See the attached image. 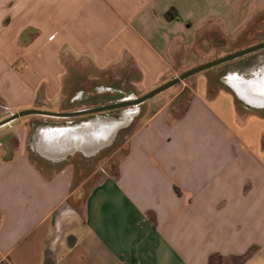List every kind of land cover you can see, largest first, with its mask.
<instances>
[{
    "label": "crops",
    "instance_id": "crops-1",
    "mask_svg": "<svg viewBox=\"0 0 264 264\" xmlns=\"http://www.w3.org/2000/svg\"><path fill=\"white\" fill-rule=\"evenodd\" d=\"M263 42L264 0H0V122L118 102L175 78L194 52ZM255 56L247 76L232 75L250 101L200 77L180 114L159 101L116 175L85 196L76 158L111 147L112 119L1 127L0 264H264V53ZM91 127L89 155L78 134Z\"/></svg>",
    "mask_w": 264,
    "mask_h": 264
},
{
    "label": "rangeland",
    "instance_id": "rangeland-1",
    "mask_svg": "<svg viewBox=\"0 0 264 264\" xmlns=\"http://www.w3.org/2000/svg\"><path fill=\"white\" fill-rule=\"evenodd\" d=\"M205 49L197 51L196 53L195 52L192 53L189 67L181 69L175 77L181 75L182 73L192 68H195L197 66L209 63L216 59H220L232 53L237 52V51L234 52L213 51L210 49L207 50ZM261 53H264V50L248 55L244 58L235 60L233 62L224 64L222 66L213 68L211 70L202 72L200 74H197L179 83L178 85L170 88L169 90L163 92L162 94L154 97L153 99L147 101L146 103H144L143 105L139 106L138 108L132 111L128 109V110L110 111L96 115H88L94 117L106 116L112 120L122 121V126L118 128L111 147L101 150V152H99L95 157L89 159H85L83 156L76 158L78 161L77 167H80L79 168L80 173L81 175H84L83 178H87L89 176L86 179L87 185L82 191V196H85V194H87L85 193L87 192V188H90L94 184L99 183V181L102 178L106 177L107 175H112V176L116 175L118 162L121 160V158L127 152L128 149L127 142L129 139V135L160 107L161 103H159V101H165V102L173 101V110L175 111V109H177V112H175V114L178 115L180 114L181 111L184 110L185 105L187 104L192 94V90L194 88L197 79H199L200 77H207L210 82L220 81L222 84H225L228 88H231L230 80L232 75L240 73L243 74L244 76H247L249 68H253V64H254L253 61L256 59L255 55H259ZM173 78L174 77H172L170 80H172ZM160 86L162 85H159V87ZM157 88L144 92H135L136 94L134 96L140 98ZM126 92H127L126 95L132 94L130 93L131 90H128ZM123 95H125V93H123ZM115 102L117 101H113V103ZM66 120L69 119H58L60 123ZM0 131H2V129ZM8 140L11 142L10 145H12V143H14L15 141V139L11 136H9ZM91 172L94 175L92 177L88 175Z\"/></svg>",
    "mask_w": 264,
    "mask_h": 264
},
{
    "label": "water",
    "instance_id": "water-1",
    "mask_svg": "<svg viewBox=\"0 0 264 264\" xmlns=\"http://www.w3.org/2000/svg\"><path fill=\"white\" fill-rule=\"evenodd\" d=\"M264 50V42L254 45L252 47H249L247 49L241 50V51H237L235 53H232L228 56H225L223 58L220 59H216L214 61H211L209 63L197 66L195 68H192L184 73H182L181 75L173 78L172 80L168 81L167 83H164L162 86L158 87L157 89L151 91L150 93L137 98L135 96H131L125 99H122L118 102L115 103H111L108 105H103V106H98V107H93V108H89V109H84V110H80V111H73V112H67V113H55V112H48V111H43V110H24L21 111L19 113H16L12 116H10L9 118L3 120L0 122V128L10 124L11 122L18 120L20 118L23 117H27V116H42V117H48V118H54V119H73V118H77V117H82V116H88V115H96V114H100V113H105V112H110V111H117V110H134L136 108H138L139 106L143 105L144 103H146L147 101L153 99L154 97L162 94L163 92L169 90L170 88L178 85L179 83L197 75L200 74L202 72L211 70L213 68L222 66L224 64L233 62L235 60L244 58L248 55L257 53ZM244 76V75H242ZM231 89H233L238 95L239 97H241L245 102L250 101L248 99V83L247 81H245L244 83L241 81L236 82L235 79H233L231 77ZM112 126H117L115 128V132H114V137L112 138V140L109 143H112L114 141L116 132L118 130V128L120 126H122V121H118V120H112Z\"/></svg>",
    "mask_w": 264,
    "mask_h": 264
},
{
    "label": "bare ground",
    "instance_id": "bare-ground-1",
    "mask_svg": "<svg viewBox=\"0 0 264 264\" xmlns=\"http://www.w3.org/2000/svg\"><path fill=\"white\" fill-rule=\"evenodd\" d=\"M92 129V127L91 128H88V130H86V131H83V132H80V134H78V136H80V138H81V141L82 142H84V143H86L87 142V144H85V145H83V148L86 150V152L89 154V155H92L93 153H94V145L93 144H90V137H89V135H92V134H94L93 133V131H90ZM90 131V132H89ZM107 131V130H106ZM46 135V134H45ZM75 136V135H74ZM73 136V137H74ZM78 136H75L73 139H76ZM112 133H108V137H107V141L108 140H111L112 139ZM51 136H49L48 138H47V140H51V138H50ZM106 142V141H105ZM104 142V143H105ZM71 143H72V138L71 137H67V138H64L63 139V142H62V147H63V150L65 149V152L64 153H66L67 151H69V149H70V147H69V145H71ZM107 143V142H106ZM56 144V143H55ZM57 145V144H56ZM43 151H45V150H43ZM49 152H50V150H49ZM51 153V152H50Z\"/></svg>",
    "mask_w": 264,
    "mask_h": 264
},
{
    "label": "trees",
    "instance_id": "trees-1",
    "mask_svg": "<svg viewBox=\"0 0 264 264\" xmlns=\"http://www.w3.org/2000/svg\"><path fill=\"white\" fill-rule=\"evenodd\" d=\"M167 17L168 18H173V16H170V14H167ZM211 86H212V84H211Z\"/></svg>",
    "mask_w": 264,
    "mask_h": 264
}]
</instances>
